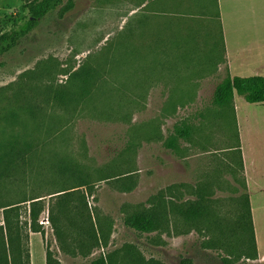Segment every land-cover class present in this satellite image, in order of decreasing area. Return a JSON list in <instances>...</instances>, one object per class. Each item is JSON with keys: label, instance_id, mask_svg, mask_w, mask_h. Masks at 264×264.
<instances>
[{"label": "rangeland", "instance_id": "1", "mask_svg": "<svg viewBox=\"0 0 264 264\" xmlns=\"http://www.w3.org/2000/svg\"><path fill=\"white\" fill-rule=\"evenodd\" d=\"M29 1L0 0V33L29 18ZM174 1L65 0L0 58V208L44 198L33 264L47 250L61 264H264V105L214 102L226 79L216 0ZM248 197L256 259L240 225ZM78 206L100 248L80 237L91 223ZM147 210L155 231L126 225Z\"/></svg>", "mask_w": 264, "mask_h": 264}, {"label": "trees", "instance_id": "2", "mask_svg": "<svg viewBox=\"0 0 264 264\" xmlns=\"http://www.w3.org/2000/svg\"><path fill=\"white\" fill-rule=\"evenodd\" d=\"M65 0H32L26 4V9L29 12V18L8 32L0 33V58L15 49L22 40L27 38L50 13L56 11L64 4ZM73 2V0H71ZM71 2V3H72ZM68 8L65 9L67 11ZM239 95L248 103L255 105H264V77L256 76L251 78L228 77L219 84L214 93V102L217 105L224 106L233 102L235 95ZM182 138L189 136L188 130L181 131ZM175 142L171 140L169 146L174 147ZM63 193H65L63 191ZM73 193V192H71ZM67 193L59 197L70 195ZM30 203L29 222L21 221L22 205ZM246 207L250 219V226L246 223H241V228L247 232L248 228L252 231L253 246L252 258H257V245L252 220V209L249 197L246 201ZM46 204L43 197H34L30 200L18 204L3 206L4 224L0 225V264H32L30 238L31 233L41 234L45 240V232L40 225L41 217L45 211ZM77 213L83 218L86 217L91 226L88 229L80 227V237L86 238L91 248L96 249L102 246L101 239L93 221L92 214H85L84 209L76 207ZM187 216L201 217L202 212L196 208H190L186 212ZM242 220V219H241ZM50 222L54 225L55 233L58 237L61 236L57 225L58 218L50 217ZM93 223V225H92ZM126 225L140 233H151L158 228L157 215L149 210L137 211L132 213L126 219ZM82 247L88 248L87 244L82 241ZM87 255V254H85ZM46 264H61L60 261L54 260L52 252L46 251ZM91 264H110L107 257L102 256ZM183 264H190V261H184Z\"/></svg>", "mask_w": 264, "mask_h": 264}, {"label": "crops", "instance_id": "3", "mask_svg": "<svg viewBox=\"0 0 264 264\" xmlns=\"http://www.w3.org/2000/svg\"><path fill=\"white\" fill-rule=\"evenodd\" d=\"M216 3L218 6L217 20L220 23L223 37L222 55L216 67L217 74L224 78L264 77L262 76L264 73V0H216ZM145 8V5L138 9L133 7L131 14ZM213 53L211 46L208 55L212 56ZM248 73L254 76L248 77L246 75ZM254 150H261L257 151L259 153L264 152L261 146L254 147ZM241 151L245 169L242 147ZM32 259L33 250L31 252L33 264Z\"/></svg>", "mask_w": 264, "mask_h": 264}, {"label": "built area", "instance_id": "4", "mask_svg": "<svg viewBox=\"0 0 264 264\" xmlns=\"http://www.w3.org/2000/svg\"><path fill=\"white\" fill-rule=\"evenodd\" d=\"M43 223V222H42Z\"/></svg>", "mask_w": 264, "mask_h": 264}]
</instances>
